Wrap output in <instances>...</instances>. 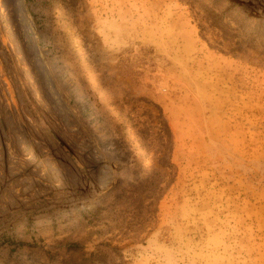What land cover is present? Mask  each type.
Instances as JSON below:
<instances>
[{
    "label": "rangeland",
    "instance_id": "1",
    "mask_svg": "<svg viewBox=\"0 0 264 264\" xmlns=\"http://www.w3.org/2000/svg\"><path fill=\"white\" fill-rule=\"evenodd\" d=\"M10 219L0 264H264V0H0Z\"/></svg>",
    "mask_w": 264,
    "mask_h": 264
},
{
    "label": "bare ground",
    "instance_id": "2",
    "mask_svg": "<svg viewBox=\"0 0 264 264\" xmlns=\"http://www.w3.org/2000/svg\"><path fill=\"white\" fill-rule=\"evenodd\" d=\"M36 92H38V90H35ZM34 91V92H35ZM46 91V90H45ZM40 96H37V98H39ZM76 142V141H74ZM38 202H40L38 199L36 198H31L29 199V201H27L26 203L23 204V207L20 209L19 214L20 215H24L26 212H28L29 210H31L36 204H38ZM27 215V214H26ZM12 222V219H10L9 221L3 223V225L0 226V236L8 230V228L10 227Z\"/></svg>",
    "mask_w": 264,
    "mask_h": 264
}]
</instances>
